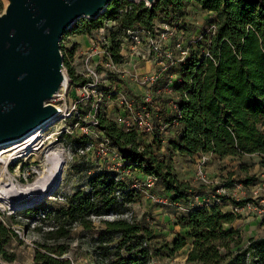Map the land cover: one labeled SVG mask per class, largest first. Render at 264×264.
Wrapping results in <instances>:
<instances>
[{"label": "trees", "instance_id": "obj_1", "mask_svg": "<svg viewBox=\"0 0 264 264\" xmlns=\"http://www.w3.org/2000/svg\"><path fill=\"white\" fill-rule=\"evenodd\" d=\"M189 2L213 13L209 24L214 29L202 32L189 45V53L174 67L179 79L172 84L178 94V113L157 110L158 123L154 124L152 142L141 143L134 128H125L108 116L100 105L96 111L97 126L119 151L124 167L135 166L159 179L172 202L186 203L191 197V186L186 179L177 177L166 161L154 153L153 142L161 144L163 133L174 122L179 131L168 139V148L182 156L210 151L219 156L257 154L264 165V0H110L94 16L77 17L63 33L89 35L93 30L115 22L105 44L114 61H121V38L133 27H149L155 20L177 27H187L185 16ZM0 0V8H1ZM62 63L69 84L77 85L86 78L72 64L75 45L65 48L60 43ZM205 50L208 54H205ZM112 79L121 82L116 75ZM116 91H111L114 95ZM154 121V119H153ZM69 143H83L87 135H61ZM255 175L246 174L240 181L253 183ZM86 188H77L66 194L58 206L34 204L20 210L23 214L43 211L49 228H35L44 239L35 244L33 264H71L62 254L68 250L69 234L73 225L83 230L94 227L92 215L99 216L104 229L92 239L94 255L110 264H146L149 252L156 251L149 240L152 230L135 219L103 218L104 214L121 213L129 208L138 189L126 183L114 169L100 166L87 180ZM224 198V196H222ZM249 199H236L242 206ZM14 215V214H13ZM238 214L222 210L218 202L205 205L195 203L188 207L184 217L186 234H177L168 252L173 254L186 244L189 262L199 264H264V233L243 237L239 229L226 227ZM264 223V215L261 217ZM15 236L0 221V256L12 261L15 254L5 245ZM146 241L147 244H143Z\"/></svg>", "mask_w": 264, "mask_h": 264}, {"label": "rangeland", "instance_id": "obj_2", "mask_svg": "<svg viewBox=\"0 0 264 264\" xmlns=\"http://www.w3.org/2000/svg\"><path fill=\"white\" fill-rule=\"evenodd\" d=\"M1 3L0 11L4 8V1L1 0ZM186 10L187 14L185 19L189 29L198 34L207 31L210 18L209 12L203 10L197 3L188 5ZM115 26V22L108 21L102 30H100V28L93 30L88 35V41L89 38H94L95 44H97L96 48L94 44H86L84 47V44L86 43L85 38L82 36L84 34L63 33L59 42L64 45L65 48L75 45L71 62L78 73L84 71V63L86 60L89 63L95 62L97 56H91V53H93L91 52L92 49H97V54L100 55V48L103 47L104 43H108L109 41V30L114 29ZM59 50L61 51L60 48ZM174 52L177 53V51ZM154 66L156 67L157 65H155L151 58L146 60L131 59L125 64L126 71H124L128 72L129 75L120 76L119 78L121 79V82H119V84H115L118 79H112L111 75H109L110 72H108V76L104 78L103 83L107 88L114 87V90L119 88L125 94H128L130 98L139 101L146 91V86L140 83L134 74L151 71ZM168 69L163 74L162 83L168 79L169 75H167V73L170 74V72L175 70L174 66ZM71 90L72 89H70V91ZM152 95L153 99L151 104L155 105V107L157 106V108L152 110L153 114L151 116L154 119L155 126H157V110L163 107L169 110L166 103L172 99V96H169L170 94L165 92L158 95L154 92ZM69 96L71 97V93ZM116 96L117 93L108 97L105 105H103L104 108L107 109V114L110 117L114 116L113 114L119 104L118 100H115ZM49 101L51 102L52 100L50 99ZM82 109L85 112L87 106H82ZM76 117L77 115L69 116L63 120L58 118L51 124L47 125L41 131V134L44 136L49 135V137L45 138L44 141L40 143L41 146L38 144L37 148L31 153L22 155L17 160L11 158L6 165L8 172L4 170V164L0 162V177L6 176L15 182L24 184L32 182L37 177L38 172L41 170V161L45 151L51 148H59L65 155L61 178L57 187L51 194L38 196L36 199L30 200L22 206L20 205L21 207H13L15 205H13V203L10 204L7 199V202H0V211L1 209L3 210V207L7 209V206L13 210L12 217L8 216L7 219H11L14 222H20V217L33 215L23 214L20 210L34 204L41 203L42 205L47 206H58L62 203L57 197L58 193L68 194L77 188H86L88 177L100 168L95 162V158L97 157L95 154L88 156L87 154H74L73 143L61 140L59 137L61 127H63V129L64 127H68L71 136L79 135V132L77 131L79 124L85 122H81L80 120L79 124H75ZM85 119L87 120L88 118L85 117ZM259 127L264 128V120L259 124ZM89 128L92 129L91 127ZM152 138L153 135L151 133L138 131V139L141 143H150L152 142ZM169 138L170 135L164 132L161 138V144L157 145L153 142L152 149L158 157L166 161L169 168L177 177L186 179L189 182L191 186V203L195 204L197 200L209 198L210 193L216 192L218 187H222L224 192L221 194L219 206L222 210H231L238 214V216H236L231 222L225 223V226L239 229L243 237L263 234L264 223H262L261 217L264 215V188L256 190V192L253 191L256 187H264V165L261 163V157L257 154H245L241 157L232 155L219 156L212 152L203 154L205 155L204 169L209 178V182L202 183L196 177L195 173L196 164L201 159V155L194 154L191 156H182L173 153L168 148L167 143ZM11 147L12 145L0 146V151L6 150L4 153L11 152L12 149H9ZM70 155L73 156L71 157ZM105 159H107V157L102 159L105 163L103 165L106 166L109 161H114L113 169L118 172L119 177H121L126 183H141L146 178V173L135 166L124 167L117 159L108 158L109 160H106V162ZM19 161L20 165L18 164ZM27 168L29 172L27 179H25L23 175H26ZM246 174L255 175L256 178L253 183L245 185L240 181V179ZM137 189L138 191L136 192L134 199L127 203L134 211L133 219L146 225L152 230L154 237L149 240V243L152 247L157 249L156 251H152L155 255L159 256L162 264H166L165 262L170 256H174L175 258L171 264H180V260L184 257L183 252L185 247L180 248L171 254L168 252L166 245H170L177 234H186L188 230L184 225L186 210L178 208L171 202L169 194L166 193L159 179L154 182L152 189H150V192L154 194L155 200L146 195L144 188ZM222 196H224V198H222ZM236 199L249 200L242 206H237V204L234 203V200ZM234 206H237V208ZM6 209H4V211ZM103 217L109 218L110 215H105ZM92 219L94 221V227L89 230H83L77 225H73L71 228L70 236L67 239L69 247L65 252L72 258L75 264H90L92 261L95 264H103L100 260L98 262L95 260L92 252L93 244L91 241L95 235H98V233L104 229V224L99 221V216H92ZM22 235L24 238L14 236L5 245L8 251L15 254L14 260L6 261L0 256L1 262L4 264H33V249L36 243L44 239V234L35 227L26 228L25 225ZM189 242L190 238L187 237L186 243ZM188 264L197 263L189 262Z\"/></svg>", "mask_w": 264, "mask_h": 264}, {"label": "built area", "instance_id": "obj_3", "mask_svg": "<svg viewBox=\"0 0 264 264\" xmlns=\"http://www.w3.org/2000/svg\"><path fill=\"white\" fill-rule=\"evenodd\" d=\"M214 27V24H209L208 29L213 30ZM102 29L103 27H100V30ZM200 36L201 33L198 34L194 31L192 32L189 29V26L185 28L177 27L164 21L155 20L149 27H133L126 30L125 35L121 38L120 41L119 53L122 57L121 61H114L112 59L110 51H108L105 46L106 43H104L103 47L100 48V55L97 54V49H92L91 52L93 53H91V56L96 55L97 58L95 59L94 63H89L87 60L85 61L84 71L82 72V74L86 78V80L77 85L68 83L67 85L61 86L55 96L51 98V102L58 107V112L54 116L57 117L56 119L59 118L63 120L69 116L77 115L75 124H79L80 120L81 122H85L79 124V128L77 131L79 132L78 134L87 135V140L83 143L73 144V153L87 154V156L95 154L97 156L95 158V162L98 167L105 164L102 161L104 157H107V159H105V162L106 160H109L108 158H113L117 159L118 162H121L122 164L123 162L119 151L112 144L110 138L106 134H104V132L97 126L98 122L96 118V111L100 105H105L108 97L111 96V91H114V87H106V85L103 83L104 78L108 76V72H110L109 75H116L117 77H120L122 75L128 76V72H124L126 71L125 64H127V62L131 59H152L155 65H157L156 67L154 66L151 71L145 73L134 74L137 80L146 86V91L141 96V99L138 101L137 99L130 98L128 94H125L121 89H115L117 93L115 100H118L119 104L113 114L114 116L112 117L118 124L122 125L125 128H134L137 132L145 131L152 134V131L154 129V121L151 115L153 114L152 110L157 108V106L155 107V105L151 104L153 99L152 94L154 92L156 93V95L162 94L164 92L176 93V91L172 87V84L174 81L179 79V76L175 72H171L168 79L164 83H162L163 74L168 68H171L173 66L178 67V65L188 55L189 45H192L196 40L200 38ZM89 44H94L95 48L97 46V44H95L94 38L89 39ZM174 51H177V53H175ZM205 54H208L206 50ZM115 84H119V82H115ZM70 89H72L73 91H70ZM70 93L71 97L69 96ZM176 95L177 97L175 99L172 98L171 100H169V104H171V107L167 106V108L174 113H178L176 105L178 94L176 93ZM82 106H87V110L85 112L83 111ZM105 111L107 113L106 108ZM85 117H87L88 119L86 120ZM52 122L53 121L48 122L47 125L51 124ZM175 124L176 122H174L172 126H174ZM89 127H91L92 129H90ZM43 129L44 128H39L37 131H40L41 133ZM69 132L70 131L68 127H64V129L63 127H61L59 137ZM48 137L49 135H42L40 141L31 146L34 148L18 151L12 154L11 158L17 160L22 155L31 153L37 148L38 144L40 145V143ZM22 140L16 141L15 143H12L10 145L17 144ZM12 151L14 150L12 149L11 152ZM70 156L72 157L73 155ZM200 157L201 159L196 164V177L202 183H208L209 178L206 175L204 169L205 155L201 154ZM113 162L114 161H109L105 167L113 169ZM19 163L20 161L18 162V164ZM28 172L29 171L27 168L26 175H23L25 179H27L28 177ZM156 180L157 177L155 175L146 173L145 180H143L141 183H133L131 184V186L139 189L144 188L146 195L155 200L154 194L150 192V189H152ZM261 188L263 189L264 187H256L255 189H253V191L256 192V190H260ZM222 192H224L223 188L218 187L216 189V192H212L209 194V198L197 200L195 203H203L205 205L214 202L219 203L221 200V194H223ZM65 195L66 194H57L60 202L63 203L66 200ZM0 202L7 201L5 198H0ZM172 203L182 210H187L188 207L193 204L191 203V200L186 202L187 205L183 202ZM7 207V209L4 207L3 210L1 209L0 221L6 227L11 229L16 237L24 238L22 234L25 225L26 228H34L38 225L41 226L42 229L50 227L47 224V215L43 211H38L30 216L20 217V222H14L11 219H7L8 216L12 217L13 212V210L10 209L9 206ZM234 207L237 208V206ZM4 209L6 210L4 211ZM105 215H110V217L107 219H113L116 217H125L127 219H132L134 217V211L129 207L124 212H112L104 214L103 216ZM22 222L24 225L22 224ZM143 244L146 245L147 242L143 241ZM149 250V257L146 264H162L159 256L155 255L151 249ZM62 255L69 257L71 259V264H75L72 258L66 252ZM94 257L98 262V257L96 255H94ZM174 259V256H170L167 258L165 263L171 264ZM100 262H102L103 264H110L107 263L106 260H103L101 257ZM188 263L189 261L187 260L186 256H184L180 260V264ZM90 264L95 263L92 261Z\"/></svg>", "mask_w": 264, "mask_h": 264}, {"label": "water", "instance_id": "obj_4", "mask_svg": "<svg viewBox=\"0 0 264 264\" xmlns=\"http://www.w3.org/2000/svg\"><path fill=\"white\" fill-rule=\"evenodd\" d=\"M109 1L12 0L1 9L0 146L20 141L57 118L58 107L49 100L69 83L59 40L77 17L94 16ZM49 51L58 53L61 78L53 75ZM59 180L44 195L51 194Z\"/></svg>", "mask_w": 264, "mask_h": 264}, {"label": "bare ground", "instance_id": "obj_5", "mask_svg": "<svg viewBox=\"0 0 264 264\" xmlns=\"http://www.w3.org/2000/svg\"><path fill=\"white\" fill-rule=\"evenodd\" d=\"M3 1V9L5 10L12 0ZM46 55L48 59H50V64L53 67V75L56 74L57 77L61 78L60 75L62 72L58 60V53L56 51H49ZM29 133V136L24 140L12 145V147L9 148L13 149L14 151L6 153H4L6 150L0 151V162L4 164L5 171L8 172L6 165L12 157V154L18 151L34 148L31 146H33L35 143H38L42 138L40 131L32 130ZM64 162L65 155L61 149L51 148L45 151L41 161V170L38 172L37 177L32 182L22 184L15 182L6 176H3L4 178L0 177V198H5L10 204L13 203L15 206H20L24 205L30 200L36 199L38 196L44 195L54 185L56 180L61 178Z\"/></svg>", "mask_w": 264, "mask_h": 264}, {"label": "crops", "instance_id": "obj_6", "mask_svg": "<svg viewBox=\"0 0 264 264\" xmlns=\"http://www.w3.org/2000/svg\"><path fill=\"white\" fill-rule=\"evenodd\" d=\"M193 3H195V2H189L188 3V5H192ZM188 5H187V7H188ZM209 14H210V19L213 17V13H211V12H209ZM84 38H85V41H86V43L84 44V47L86 46V44H89V41H88V35H82ZM90 39V38H89ZM171 73V72H170ZM176 73V72H175ZM167 75H169V73H167ZM168 94H170L169 96H172L171 98H173V99H175L176 97H177V95H176V93L174 92V93H168ZM166 106H168V107H171V104H169V102L168 103H166ZM179 128H180V124H175L174 126H172V127H168V129L165 131V133H168L169 135H170V137L171 136H174L175 135V133L177 132V130L179 131ZM210 151H206V152H197V153H195V154H206V153H209ZM190 245H191V240H190V242L189 243H186L183 247H185V249H184V252H183V255L184 256H186V253H187V251H188V249H189V247H190ZM183 247H181V248H183Z\"/></svg>", "mask_w": 264, "mask_h": 264}]
</instances>
